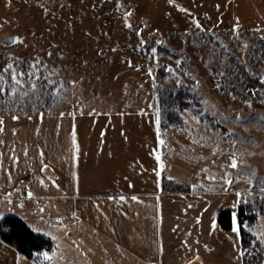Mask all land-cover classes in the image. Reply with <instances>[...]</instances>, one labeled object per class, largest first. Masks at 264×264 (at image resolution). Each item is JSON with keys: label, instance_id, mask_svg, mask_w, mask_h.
I'll return each instance as SVG.
<instances>
[{"label": "rangeland", "instance_id": "374dc122", "mask_svg": "<svg viewBox=\"0 0 264 264\" xmlns=\"http://www.w3.org/2000/svg\"><path fill=\"white\" fill-rule=\"evenodd\" d=\"M246 1L0 0V120L70 114L77 131L109 130L101 139L82 134L84 147L106 143L104 160L85 171L95 175L87 182L98 183L91 194L116 190L108 147L148 152L147 168L131 173L134 155L122 153L124 190L133 179L170 192L218 190L210 194L217 242L232 232L236 250L243 209L251 263L264 264V10L243 19ZM9 65L33 75L17 85L4 71ZM120 130L131 137H118ZM4 157L0 149V169ZM15 197L0 192V219L65 205ZM236 206L233 228L224 230L218 215Z\"/></svg>", "mask_w": 264, "mask_h": 264}, {"label": "crops", "instance_id": "0c3cea01", "mask_svg": "<svg viewBox=\"0 0 264 264\" xmlns=\"http://www.w3.org/2000/svg\"><path fill=\"white\" fill-rule=\"evenodd\" d=\"M258 3L248 0L242 4L243 19L250 16V10H264V0ZM17 118L10 117L0 124V149L5 155L0 169V192L14 193V200L23 204L48 201L52 205H65L57 213L18 216L34 232L53 240L52 251L28 258L0 239V264L244 263L239 226L236 250L231 251L227 239L232 232L221 233L224 240L217 242L218 229L213 220L218 210L215 197L210 194L218 190L187 187L170 192L168 188L153 186L151 180H144L142 186L135 179L127 182L128 189L124 190L119 180L126 158L122 153L134 155L127 158H133L128 160L129 173L147 168V159L150 164L152 158L148 152L141 156L125 143L128 150L122 151L117 142L116 147L114 144L108 147L107 153L113 162L112 170L117 172V181L111 182L116 190L91 194V187L98 183L87 182L95 176L89 170L104 160L106 143L95 141L96 147H84L82 134L90 133L89 137L101 139L110 137V131H77L70 114L48 119L40 115ZM117 133L121 138L131 137L130 131ZM131 133L147 137L146 133ZM83 185L89 187V194L83 192ZM229 210L237 212V206ZM176 252L178 258L174 259L172 255Z\"/></svg>", "mask_w": 264, "mask_h": 264}, {"label": "trees", "instance_id": "16d2710c", "mask_svg": "<svg viewBox=\"0 0 264 264\" xmlns=\"http://www.w3.org/2000/svg\"><path fill=\"white\" fill-rule=\"evenodd\" d=\"M242 210L240 209L238 216L242 249L244 248L243 262L244 264H252L253 258L250 256L249 250L250 233L242 225L245 219ZM218 221L224 230H231V211H222L218 215ZM0 239L28 258H35L54 249V242L50 237L34 232L22 218L13 215H6L0 219ZM259 258L262 260L263 256L260 255Z\"/></svg>", "mask_w": 264, "mask_h": 264}, {"label": "snow or ice", "instance_id": "6c2138e0", "mask_svg": "<svg viewBox=\"0 0 264 264\" xmlns=\"http://www.w3.org/2000/svg\"><path fill=\"white\" fill-rule=\"evenodd\" d=\"M169 3H172V0H169ZM181 11H185V10L184 9H181ZM197 27H200V25L197 24ZM33 67H35V65H33ZM4 71L10 73L11 79L13 81H15V83L17 85H20L21 84V80L18 78L19 76H23V75L32 76L33 75V73H22V72H18V71L12 70V66L11 65H9L7 68H5ZM37 78H39V77H37ZM2 79H3V77L0 76V80H2ZM0 91H2V88H0ZM2 123H3V121L0 120V124H2ZM231 167H233V168L237 167V162L235 160L232 161Z\"/></svg>", "mask_w": 264, "mask_h": 264}, {"label": "flooded vegetation", "instance_id": "af4514ba", "mask_svg": "<svg viewBox=\"0 0 264 264\" xmlns=\"http://www.w3.org/2000/svg\"><path fill=\"white\" fill-rule=\"evenodd\" d=\"M6 39H7V40H11V38H10V37H8V38H7V37L5 36V38H4L3 40H6Z\"/></svg>", "mask_w": 264, "mask_h": 264}]
</instances>
